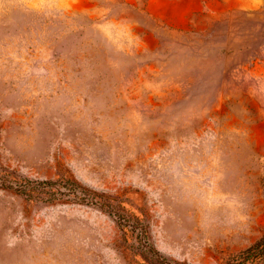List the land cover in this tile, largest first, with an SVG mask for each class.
Masks as SVG:
<instances>
[{"label": "rangeland", "instance_id": "rangeland-1", "mask_svg": "<svg viewBox=\"0 0 264 264\" xmlns=\"http://www.w3.org/2000/svg\"><path fill=\"white\" fill-rule=\"evenodd\" d=\"M264 0H0V264H264Z\"/></svg>", "mask_w": 264, "mask_h": 264}, {"label": "trees", "instance_id": "trees-1", "mask_svg": "<svg viewBox=\"0 0 264 264\" xmlns=\"http://www.w3.org/2000/svg\"><path fill=\"white\" fill-rule=\"evenodd\" d=\"M264 254V237L259 241L249 246L248 248L242 250L238 256L240 260H246L251 257H256Z\"/></svg>", "mask_w": 264, "mask_h": 264}]
</instances>
